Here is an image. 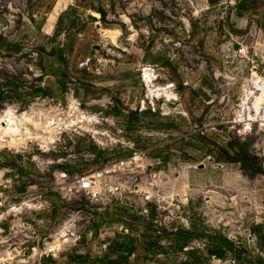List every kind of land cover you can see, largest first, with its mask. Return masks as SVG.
Wrapping results in <instances>:
<instances>
[{
  "label": "rangeland",
  "instance_id": "obj_1",
  "mask_svg": "<svg viewBox=\"0 0 264 264\" xmlns=\"http://www.w3.org/2000/svg\"><path fill=\"white\" fill-rule=\"evenodd\" d=\"M221 2L222 6L212 8L207 0H0V36L5 39L0 41V120L10 118L17 124L21 116H33L26 129L29 134H37L40 131L33 128V121L41 116L44 101L66 105L67 94L74 92L83 104L92 106L91 110L111 102L118 106L120 115L116 119L124 128L125 137L134 141L137 149L164 151L173 144L174 153H158V156L150 153L151 157H159L163 164L167 161L170 166L169 170L164 167L168 172L166 178L161 179L158 190V205L168 223H174L173 228L177 225V229H184L178 220L177 224L175 222L181 216L177 206L189 200L186 208L191 212V219L195 216V221L199 220L227 238L231 235L232 240L233 237L237 241L243 239L245 247L254 254L256 247L248 243L247 237L258 238L261 244L260 233L255 232L261 228L264 236V174L250 178L239 164L219 162L218 157L221 148L236 139L248 141L252 153L264 163V129L256 127L245 137H239L228 123L241 86L250 77V66L243 60L227 65L223 59L236 39L250 40L254 45L258 38V47H264L259 44L261 41L264 44V0ZM57 6L51 23H55L67 8L89 18L101 8L107 13V21L98 19V24L91 21L93 25L88 34L80 38L73 33L61 36L59 29L48 35V19ZM106 30H122V35ZM49 40L53 44L55 41L56 47L51 46ZM55 48V56L58 50L63 51L62 59L47 56ZM88 60H92L90 66L86 65ZM138 60L166 69L168 77L177 84L186 116L162 118L151 113L121 114L128 109L125 107L127 101L135 106L142 95L133 69L139 65ZM124 61L131 69H119ZM202 66L203 76L216 85L211 96L201 89L193 91L183 86V70ZM263 69L261 66L260 73ZM109 76L114 78L108 79ZM122 76L125 78L123 86L120 83L107 85L108 81L118 82L117 78ZM38 88L45 89L48 96L41 98ZM184 89L194 94L184 95ZM129 116L135 117L129 121ZM159 130L168 131L171 145L163 148L158 140L153 142L141 137L144 131ZM83 145L94 153L76 150L75 160L68 159L66 153L61 157L53 155L55 164L45 173L38 170L41 154L38 151L26 153V161H23L26 166L20 167V178L15 180L9 174L4 180L10 177L14 180V192L21 198L26 192H37L38 183L44 187L41 192L55 187L54 174L58 171L71 170V175L76 176V170L80 169L81 175H88L102 168L107 160L127 158L131 154L127 149L120 150L121 153L102 151L88 141ZM13 151L11 148L0 150V165L16 160L19 163L22 155L13 154ZM59 158L63 160L57 162ZM183 167L191 168L184 171ZM2 176L3 172L0 179ZM28 186L34 190L29 191ZM148 190L140 185L137 193L107 205L93 203L83 195L67 204L58 193H48L55 200L47 203L48 208L41 212V220L45 223L41 228V248L45 241L51 243L47 246L49 249L60 252L56 258H44L41 264H78L72 261L76 255L90 257L91 262L97 264L105 254L116 257L112 247L127 235L137 241V251L129 257L130 264L187 262L188 257L183 253L170 254L172 239L164 231L160 245L166 253L153 255L152 260L147 261L143 237L147 230L157 231L156 224L152 228L148 225L151 211L143 214L140 208ZM150 193L152 196L153 192ZM12 223L14 219L10 218L1 225L5 233L0 234V248L5 249L14 242L13 249L23 241L21 238L9 240ZM205 247L206 241H194L189 250L199 249L206 255ZM8 256L11 258V254ZM217 261L205 264H218ZM85 262L82 260L79 264ZM236 264L239 263L236 261Z\"/></svg>",
  "mask_w": 264,
  "mask_h": 264
},
{
  "label": "built area",
  "instance_id": "obj_2",
  "mask_svg": "<svg viewBox=\"0 0 264 264\" xmlns=\"http://www.w3.org/2000/svg\"><path fill=\"white\" fill-rule=\"evenodd\" d=\"M259 44L264 45L262 41ZM235 47H238L237 51ZM262 49L264 47H258V38L254 45L250 40L236 39L230 44L223 56L227 65L234 64L236 60H243L250 66V77L241 86L236 98V105L233 107L228 122L231 129L236 131L239 137H245L256 127L264 129V69L260 73L261 66L264 67V50ZM91 63L92 60H88L86 65L90 66ZM202 72H204V66L199 69L195 67L184 69L183 86L193 91L200 90L204 77ZM138 74L142 95L135 106H130V102L127 101L125 107L128 109L123 111L125 115L151 113L162 118L186 116L180 103L181 98L177 85L169 79L165 68L160 65H143ZM172 94L177 99L173 98ZM66 97V105L56 104L54 101L49 103L44 101L41 105V116L47 122V127L54 136V140L32 139L25 150L14 149L13 154L25 156L26 153L38 151L41 154V161H37L38 168L42 173H45L49 172L51 166L55 164L51 158L53 155L60 156L66 153L68 159L75 160L77 154L73 148L79 140L91 142L102 151L114 152L127 149L131 151L129 157L110 160L102 168L88 175H81L78 172L76 176H72L68 171H58L54 174L56 178L55 187L50 190L58 193L67 204L73 203L77 196L83 195L89 197L93 203L107 205L118 198L137 193L141 185L153 192V195L149 196L151 193L149 190L147 191L148 193L140 208L143 214H148L151 211L149 204L155 206L154 222L157 225V234L161 235L163 229L170 232L177 231V225L173 228L174 223H168L162 207L158 205L160 203L158 201L160 197L159 183L161 179L166 178L168 172L163 167L162 159L151 157V149H137L136 143L125 137L124 128L113 116H108L105 112L94 113L90 111L76 98L74 92L67 94ZM112 106L111 102H107L101 108L106 111ZM141 137L153 142L158 140L163 148L173 143L166 130L144 131ZM44 157L51 159L46 160ZM89 157L95 158L91 154ZM208 159L211 160V157ZM61 160L63 159L59 158L57 162ZM190 168L183 167V170ZM12 173H14L12 169H7L0 182V234L5 233L1 225L13 218L14 223L9 228V237H11L9 240L21 238L23 241L20 246L13 247V249L14 242L5 249L0 248V264H41L44 258H56L60 251L49 249L47 246L51 243L44 241V248H41V228L45 223L41 219L33 220L38 213L48 208L47 202L44 201L45 193L26 192L20 198L14 192V180H4L8 174ZM19 178L20 176L15 174L14 179L18 180ZM61 180L62 182H60ZM138 181L139 184H137ZM33 190L30 186L29 191ZM188 206L189 200L185 204L177 206L181 216L175 221L177 224L178 220L181 227L187 230L191 229L192 218L191 212L186 208ZM230 237L231 235L228 236L230 241L240 245L236 237H233V240ZM247 240L257 250L255 239L249 236ZM28 244V247H24ZM257 253L260 254V251L257 250ZM9 254H11V258L8 256ZM260 255L264 257L263 254ZM217 263L222 264L223 262L218 260ZM224 264H236V261L230 259Z\"/></svg>",
  "mask_w": 264,
  "mask_h": 264
},
{
  "label": "trees",
  "instance_id": "obj_3",
  "mask_svg": "<svg viewBox=\"0 0 264 264\" xmlns=\"http://www.w3.org/2000/svg\"><path fill=\"white\" fill-rule=\"evenodd\" d=\"M210 2V1H209ZM98 14L101 16V21L106 22L107 13L103 9H98ZM0 41L4 42L5 39L0 36ZM221 161L228 163L239 164L241 169L250 178H254L257 175L264 174V163L261 162L249 148V142H241L239 140H232L226 147L221 148L220 155L218 157ZM64 168V167H59ZM151 208V217L149 222V228L155 226L154 214L155 206L149 205ZM193 218L191 223V229H177V231L170 232L163 229L164 234L169 236L171 241L170 254L177 255L183 253L187 255L188 261L182 264H205L211 260L226 261L228 258H232L239 264H264V258L257 256L254 258L252 252L246 247L236 245L230 241L224 234L219 231L211 230L206 225L200 223L199 220L195 221ZM162 236L157 234V231L147 230L143 237V246L147 254V261L152 260L153 255L158 253H166L160 245V238ZM206 241V255L202 250L192 249L189 250L194 241ZM136 239L132 235H127L122 238V242L115 243L112 247V254L116 257H110L109 255H103L100 257V261L97 264H130V255L136 253L137 246L135 245ZM137 242V241H136ZM203 250V251H204ZM90 257L82 255H76L72 258L75 263H80L82 260H86V264H96L91 262Z\"/></svg>",
  "mask_w": 264,
  "mask_h": 264
},
{
  "label": "crops",
  "instance_id": "obj_4",
  "mask_svg": "<svg viewBox=\"0 0 264 264\" xmlns=\"http://www.w3.org/2000/svg\"><path fill=\"white\" fill-rule=\"evenodd\" d=\"M207 1H208V4L212 8H218V7L222 6V2H221L222 0H207ZM58 6L55 8V10L53 11V13L50 15V17L48 19V24L49 25H47V28H46V33L48 35H52L53 33H56V31L59 29V35H61V36L62 35H69L70 33H73V34H76L78 38H80V37H83L84 36L83 35L84 33L86 34L88 32V30H90L91 25H93V24H91V21L95 22L96 24H98V19H100V21H101V16H100V14H98V11H96L97 13H95V14H91V17L89 18V16L88 17H82L81 15L76 14L75 13V10L73 8H67L66 10H64L60 14V16L58 17V19H57V21L55 23H51V16L56 12ZM75 9H77V8H75ZM229 9H232V8L230 7ZM105 32H107V33H115V32H117V33H119V36H120V34L122 35V30H116V31L106 30ZM49 41L51 43V46L56 47L55 41H54V44H53V41L52 40H49ZM60 47L62 48L63 46H60ZM55 52H56V48L54 50H51L47 54V56L49 58L52 57V56H54V58H56V56H57L59 59H62V53H63V51L62 50H58L56 56H55ZM126 62L127 61H124L123 62L124 64H121L120 65V68H119L120 70L121 69H124L126 71V70L131 69V68H127L128 65H126ZM137 64H139V65L134 66L133 69H134L135 73L137 74V79L139 81V74H138L139 69L143 65H154V64H151V63L150 64H143L142 63V60L141 61L138 60L137 61ZM124 70H123V72H124ZM117 73L121 74L122 71H120V72L118 71ZM112 78H114V77H112V76H109L108 77V79H112ZM124 79L125 78H123V76L121 78L118 77L117 78L118 82L108 81L107 85L110 86V85H116V83H120V85L123 86L125 84ZM169 79H170V77H169ZM18 87L21 88L22 86L19 85ZM37 90H38V94L41 96V98H46V96H48L47 91L45 89L38 88ZM215 90H216V85L211 80H208V78H206V76H205L203 78V83L201 84V91H203V93H206L208 96H211L214 93ZM182 92H183L184 95L190 94V93L191 94H194L193 91H188L186 89H184ZM78 93L80 94V91ZM75 95H77V94H75ZM84 105L87 106L86 104H84ZM88 109L91 110L92 109V106H89ZM183 110L185 112L184 106H183ZM91 111L94 112V113L105 112L108 116H113L114 118H117V119H118V116L120 115V112L118 110V106H115V105L112 106V107H109L108 110H106V111H104L101 107L95 108L94 110H91ZM123 111L124 110L121 111V114H124ZM134 117L135 116H129L128 117V120L131 121V120L134 119ZM83 142H85V140H79L78 141V144L73 148V151L75 152L76 150L81 149V150H84V153L85 152L86 153H89V152L90 153H94L93 151L91 152L88 149L87 146L85 147L83 145ZM172 146H173V144H172ZM172 146H170V148H169V146L166 147L164 151L163 150H159V149H154L152 151L151 155L152 156H158L159 155L158 153H165V154H167V153H174L175 151H174V149H173ZM108 152H110V151H108ZM114 152H110V153H114ZM118 152L121 153L120 150H118ZM75 153H77V152H75ZM20 159L21 160L19 161V163L16 160L13 163H5V164L0 165V173L1 172L4 173L7 169H12L14 171V173H12L10 175H13V176H15V174L20 175L21 174L20 169L21 168H25V166H26L25 165L26 163L23 162V161H26V158H25V156H21ZM108 161H110V160H107V162ZM168 166H169V163H167V161H166L165 164H163V167H168ZM60 167H62V166H60ZM38 170L40 171L39 168H38ZM63 171H68L71 174L73 173L71 170H63ZM78 172L81 173V170L80 169H77L76 170V173H78ZM40 173H41V171H40ZM10 179H12V178L10 177ZM32 187H35L36 188V185L33 184ZM37 188H38V191L37 192H41V190L44 189V187H41V183H38L37 184ZM52 192L53 191H50V189L43 192V193H46V195H45L46 199L45 200H46L47 203H50L51 201L53 202V200H55V198H53L51 196H48V193H52ZM36 219H41V213H38L37 216L35 217V219H33V220H36ZM192 221H193V219H191V223H192ZM261 230H262V228L260 230H255L256 233H258V232L260 233L261 244L259 243L258 238L255 239V242H257L256 243L257 250L260 251V254H263L264 255V244H263L264 243V236L261 235ZM238 242L241 244V247H244L245 248V243H244V240L243 239L239 240ZM257 250H254V254H252L254 256V258H257V256H261L260 254L257 253ZM230 259H232V258H228L226 261H228Z\"/></svg>",
  "mask_w": 264,
  "mask_h": 264
},
{
  "label": "bare ground",
  "instance_id": "obj_5",
  "mask_svg": "<svg viewBox=\"0 0 264 264\" xmlns=\"http://www.w3.org/2000/svg\"><path fill=\"white\" fill-rule=\"evenodd\" d=\"M172 97L175 98V95L172 94ZM10 116H12L11 113ZM32 119L33 116L24 115L17 120V124L14 123V121L10 118L0 120V150L4 148H11L22 151L26 149L28 143L32 139L38 140L43 138L44 140H54V136L47 127V122H45L41 116L39 119L37 118L33 121L34 125L32 124L33 128H36L35 130L40 132L37 134H29V132H27L28 130L26 129V126L30 125V121ZM47 133L49 134L46 135ZM11 136L13 137L11 138Z\"/></svg>",
  "mask_w": 264,
  "mask_h": 264
},
{
  "label": "water",
  "instance_id": "obj_6",
  "mask_svg": "<svg viewBox=\"0 0 264 264\" xmlns=\"http://www.w3.org/2000/svg\"><path fill=\"white\" fill-rule=\"evenodd\" d=\"M96 49H98V48H96ZM235 50L237 51L238 50V47H235Z\"/></svg>",
  "mask_w": 264,
  "mask_h": 264
}]
</instances>
